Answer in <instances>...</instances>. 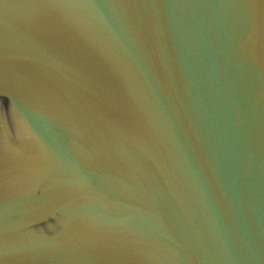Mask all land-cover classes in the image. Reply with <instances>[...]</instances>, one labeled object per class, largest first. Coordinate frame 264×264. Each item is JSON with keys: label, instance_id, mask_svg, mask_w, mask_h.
<instances>
[{"label": "water", "instance_id": "1", "mask_svg": "<svg viewBox=\"0 0 264 264\" xmlns=\"http://www.w3.org/2000/svg\"><path fill=\"white\" fill-rule=\"evenodd\" d=\"M0 264H264V0H0Z\"/></svg>", "mask_w": 264, "mask_h": 264}]
</instances>
